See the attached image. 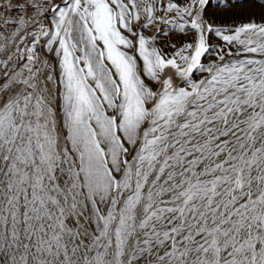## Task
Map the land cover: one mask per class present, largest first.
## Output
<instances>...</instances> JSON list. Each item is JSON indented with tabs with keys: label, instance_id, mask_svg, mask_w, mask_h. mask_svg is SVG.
<instances>
[{
	"label": "snow or ice",
	"instance_id": "obj_1",
	"mask_svg": "<svg viewBox=\"0 0 264 264\" xmlns=\"http://www.w3.org/2000/svg\"><path fill=\"white\" fill-rule=\"evenodd\" d=\"M0 264H264V0H0Z\"/></svg>",
	"mask_w": 264,
	"mask_h": 264
},
{
	"label": "rangeland",
	"instance_id": "obj_2",
	"mask_svg": "<svg viewBox=\"0 0 264 264\" xmlns=\"http://www.w3.org/2000/svg\"><path fill=\"white\" fill-rule=\"evenodd\" d=\"M210 2H212V0H210Z\"/></svg>",
	"mask_w": 264,
	"mask_h": 264
}]
</instances>
